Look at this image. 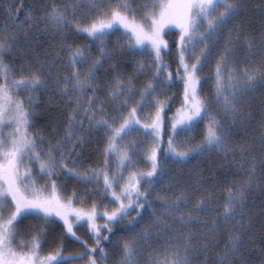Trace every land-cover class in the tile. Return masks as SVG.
<instances>
[{"label": "snow or ice", "instance_id": "6c2138e0", "mask_svg": "<svg viewBox=\"0 0 264 264\" xmlns=\"http://www.w3.org/2000/svg\"><path fill=\"white\" fill-rule=\"evenodd\" d=\"M245 8L244 0H68L63 6L52 3L40 9L39 15L30 11L22 21L11 7L7 8L11 27L16 31H11L7 24L0 27V264H70L59 249L43 254L40 233L46 235V228H41L27 242L21 239L26 231L23 227L25 221L41 219L49 224L55 223L57 217L63 221L66 233L77 240L80 238L76 236L73 221L77 224L84 221L88 225L95 236L96 247L89 248L87 241H81L85 252L80 253L78 259L86 264H103L109 255L100 247L102 229L111 233L109 225L124 221L131 211H136L139 219L129 222L128 231L134 235L122 241V252L116 264H140L138 250L142 242H149L153 229L163 232L169 228L175 229V242H168L169 247L159 255L155 250L149 253L146 264H264V244L257 246L253 238L257 225L255 201L250 204L254 192L258 191L264 197V115L259 122L260 135L253 137L252 142H231L236 127L251 120L252 113L246 109L252 103V94L258 90L264 111V25L258 38L250 32L245 34L244 24L240 22ZM88 12L92 15L86 22L78 18V13L83 17ZM234 22L236 26L229 29ZM41 24L44 25L42 29ZM174 29L179 30V39H173L172 47L177 49L175 72L183 84V97L181 107L169 118L170 134L162 160L160 145L163 143L167 105L156 95L158 85L149 83L139 93L140 100L135 101L130 95L134 90L131 80L125 83L117 78L109 98L120 104L127 115L120 113L108 119L104 118V102L99 101L97 106L96 92L92 91L83 102L78 94L87 96L97 86V73L117 55L116 49L105 47V39L120 31L128 47L141 55L147 53L153 57L154 79L166 78L171 85L173 74L168 71L170 66L163 62L162 54H171L165 36ZM226 30L228 39L215 66V100L222 107L224 117H231L232 127H226L222 119L213 114L211 98L202 96L200 90V73L211 56L209 42L215 41ZM70 32L98 41L100 56L92 57L89 46L77 47L68 43ZM37 33L59 38V52L71 54L67 64L72 70L70 74L64 75L56 70L59 52H54L47 53L44 60H27V71L19 72L17 79L18 66L7 63L5 57H13L18 52L35 55ZM241 38L249 51L251 63L237 69L232 66L237 52L234 44H239ZM257 39L259 43H256ZM123 47L120 45L119 50L122 51ZM257 53L258 64L254 59ZM34 63L40 67L34 69ZM78 64L84 65L87 71L82 72ZM140 67L143 69L144 66ZM41 89L58 91L62 98L77 96L76 107L67 117L64 135L55 143L30 131L36 115L32 108L35 93ZM21 92L32 93L27 97V104L20 98ZM147 107L154 111L138 114V108L143 113ZM82 114L88 117L89 126L94 122L98 128L108 131L104 166L98 169L81 171L75 166L77 160L72 159L79 156L77 149H82L87 142L83 121L79 119ZM142 120L146 122L142 123ZM202 124L203 140L196 144L187 143L189 135ZM5 128L12 131L5 133ZM139 132L151 137V144L146 142L142 151L134 141L125 143L127 137ZM206 152H219L225 160L231 157V162L246 174L245 179L233 182L227 189L221 210L213 208L215 215L211 219L199 215L212 207L214 193L198 181L196 191L199 195L194 204L189 191L174 192L171 198L158 197L163 200V207L157 215L148 199V189L155 188L167 178L166 161L171 158L185 163L193 155L202 156ZM137 153L148 162L149 170L125 175L129 166L135 167ZM237 153L240 154L239 160L236 159ZM109 158L116 160V170L111 175ZM33 165H36L35 170ZM60 173L64 174L65 180L102 182L104 194L110 195L118 207L105 208L102 212L97 211L95 204L89 208L74 207L72 199L61 196L55 179ZM142 181L147 184V189ZM190 204L196 214L185 210ZM146 205L155 217L148 224H144L142 214ZM259 216L260 237L264 240V207ZM166 217L178 221L188 231L181 232L175 223L169 224ZM101 218L106 219L102 226L97 223ZM142 224L143 229L137 232ZM192 225L200 227L192 228ZM226 229V238L221 240ZM27 231L34 230L29 226ZM97 251L99 260L95 255ZM201 256L203 259H199Z\"/></svg>", "mask_w": 264, "mask_h": 264}, {"label": "trees", "instance_id": "16d2710c", "mask_svg": "<svg viewBox=\"0 0 264 264\" xmlns=\"http://www.w3.org/2000/svg\"><path fill=\"white\" fill-rule=\"evenodd\" d=\"M52 3L63 4L68 3V0H0V27L8 25L11 31H16L15 28L11 27V20H9V13L7 8L11 7L14 10L16 17L19 20H24L26 13L32 12L34 15H39L40 9L49 6ZM246 5L245 11L243 12L240 22L244 24L245 34L252 33L257 38L260 35L262 25H264V3L262 0H244ZM92 15L91 12L86 13L81 18L85 22ZM236 26L235 22L229 25V29ZM42 29L43 24L39 25ZM68 43H72L77 47L89 46L91 49L90 55L92 57L98 58L100 56L99 52V42H93L91 38L80 34L77 35L75 32L68 33ZM37 43L34 44L35 55L28 52L27 55L23 53H17L13 57H5L7 63L17 68V79H19V72L27 71L28 65L27 60H44L47 53L59 52V38H54L52 35H41L37 33L36 36ZM166 39L169 41L171 54H163V62L168 64L170 67L168 71L173 74V81L171 85L166 78L159 81L154 79L153 71V57L147 53L141 55L139 52H135L125 43L126 38L123 32H116L113 35L106 37L105 47L109 49H116L117 55L111 60V63H105L101 71L97 73L98 80L96 81V87L88 92L87 96L79 95V99L83 102L86 101L92 94V91L96 92L98 96L97 106H99V101H103V107L105 109L104 118L108 119L110 116H117L120 113L127 115L120 104L111 102L109 98L110 89L112 88L115 80L119 78L120 80L127 83L129 80L132 82L133 91L130 93L135 97V101L140 100L139 93L149 84L158 85L156 95L166 103L165 109V120H164V135L163 144L161 147V159L163 160V153L167 149V139L170 134L169 128V118H171L176 109L181 107V101L183 97V84L180 82L176 76L175 69L177 67V49L172 47L173 39H179L178 32H171L166 35ZM228 39V31H224L215 41L209 42V49L211 50V56L208 61L204 64L203 72L200 73L201 78V95L204 97L211 98V107L213 114L217 115V118L222 119L226 127H232L231 117H224L222 107L216 103L215 100V66L219 60V55L224 51L225 44ZM256 43H259L257 39ZM123 45V50H119V46ZM23 47V46H22ZM237 48L236 60L232 65L233 67L239 69L247 66L251 63L248 59L249 51L244 45L243 38L239 44H234ZM68 52H59V59L56 63V70L64 75L70 74L72 71L67 67L68 60L70 57ZM256 63L260 62L259 53L254 57ZM194 62V61H191ZM143 65V69H141ZM46 65L45 67H48ZM115 66V70L114 67ZM40 67L38 64H33V68ZM82 72H86L87 69L84 65H77ZM227 80V77H225ZM51 83V81H49ZM27 95L23 100L27 104V97L32 95V93H26ZM36 100L32 105L35 110L36 115L32 120L34 127L30 129L31 133L34 135H40L47 141L55 143L57 140L61 139L64 135L65 129L67 127V117L72 113V109L76 107L74 101L77 96H72L70 98H62L57 91L53 93L50 89H41L35 93ZM253 99L251 105L246 109L252 113V118L248 124L236 127L235 133L232 136L233 144L240 143H250L253 137H258L260 135L259 122L264 111H262L261 103V93L258 90L256 93L252 94ZM135 106L133 101H130ZM87 108V104H84ZM147 108L141 113L138 108V114L143 115L147 113ZM170 109V110H169ZM99 113L97 118L99 119ZM79 119L83 121L84 125V135L87 137V142L82 149H77L79 156H73L72 159L77 160L75 165L81 171H86L88 168H101L104 166V149L107 143V129L98 128L95 123L89 126V120L86 115H80ZM206 123V122H205ZM203 129L204 124L200 125L195 132L191 133L187 139V143L196 144L203 140ZM133 141V140H132ZM136 141V140H135ZM46 146V145H45ZM140 155V154H139ZM137 153V156H139ZM240 154H236V159L239 160ZM109 158V162H110ZM232 158L229 157L225 160L222 154L219 152H206L204 155H193L187 162L179 163L169 158L165 164V174L166 179L157 184L155 188L148 189L149 195L148 199L152 202V207L156 209L157 215L160 214L163 207V200L158 199V197H172L174 192H179L181 190L189 191L193 196V202L195 203V198L199 195L196 188L199 183L208 189L210 192L214 193V201L212 207L206 210L205 213H199L201 217L207 216L211 219L215 213L213 208L217 211L221 210L220 206L224 202L227 196V189L232 185L233 182L239 183L241 180L245 179L246 174L235 164L232 163ZM142 162H146L143 161ZM72 166L71 164L69 165ZM35 170L36 165L32 166ZM91 175V173H88ZM57 184L61 190V196L72 199L73 201L79 203L82 207L87 208L96 203L98 208L105 207L108 203V198L104 194V187L102 182L97 183L96 186H92V183H79L74 178L64 179V174L60 173L57 177ZM37 183H40L39 178H37ZM143 187L147 189V184H143ZM73 193L76 196H73ZM82 201V202H80ZM251 201H255L254 210L256 212L257 225L254 229V240L257 246L264 244V240L260 237L259 229V213L262 207H264V197L260 193L254 192L250 198ZM192 204L188 205L186 211H193ZM146 211L142 214L145 217L144 224H148L155 220V217L151 215L152 209L145 206ZM194 214H196L194 212ZM136 211L131 214L128 219L120 223H116L112 226L111 233H107V236L101 241L100 247L106 252L114 245L115 240L120 237H126L128 235H134L128 231L130 227V221L138 220ZM169 224L175 223L176 228L180 229L181 232L188 231L187 228L181 227L178 221H173L170 217H166ZM144 224L140 225L136 229L137 232L143 229ZM30 226L32 231L29 233L27 228ZM23 227H25V235L21 237L24 241L30 240L32 235H35L41 228L47 229V234L40 233L43 238L44 250L48 253L54 252L56 250L63 249L65 253H70L73 255H78L81 246L76 241L72 240L68 234L65 232L63 225L55 219V223L45 224L41 219H30L24 222ZM192 228H199V225H192ZM227 229L221 235V240L226 238ZM175 229L169 228L166 231H159L158 229H153V235L147 244L142 242V246L139 248L138 259L140 264H146L149 259V253L154 250L157 254H161L165 249L169 247L168 242H175ZM99 260L100 253L97 251L95 254ZM203 259V257H199ZM103 264H107L106 261Z\"/></svg>", "mask_w": 264, "mask_h": 264}, {"label": "rangeland", "instance_id": "374dc122", "mask_svg": "<svg viewBox=\"0 0 264 264\" xmlns=\"http://www.w3.org/2000/svg\"><path fill=\"white\" fill-rule=\"evenodd\" d=\"M173 32H178L179 33V30L178 29H174ZM165 39H166V36H165ZM186 56H187V54H186ZM19 95H20L21 99H24L27 96L25 94V92H21ZM147 110H149L147 112L154 111V109H152L151 107H148ZM144 122H146V121L142 120V123H144ZM4 131H5V133H7V132L12 131V129L11 128H5ZM164 132L165 131L163 129L162 135H164ZM132 140L135 142V144L137 146H139L141 148V151L146 146V142H147L148 145L151 144V137L145 136L143 134V132L133 133L131 136L126 138L125 143H130V142H132ZM162 144L160 145V148L162 147ZM139 154L140 153H138V155ZM142 160L145 161V159L143 158V156L141 154L139 156H135L134 157L135 167L129 166V168H128L127 172L125 173V175H127L128 172L147 171V170H149L148 162H142ZM109 164H110V168L108 169V171H109V174L111 175L116 170V168H115V165H116L115 158H111ZM77 182L84 183V182H82L80 180H77ZM143 184H144V182L142 181V185ZM96 185H97V183H92V186H96ZM64 198H66V197H64ZM106 198H108L107 205L104 208L103 207L98 208V206H97V211L98 212H102L105 208L108 209V210H112V209H115L116 207H118V204L112 202V198H111L110 195L106 196ZM94 204L96 205V203H94ZM73 205L76 208L82 207L79 203H77L75 201H73ZM87 208H89V207H87ZM137 211H140V210L137 209ZM133 212H135V211H131V214H133ZM55 219L63 225V221L62 220H60L58 217L55 218ZM70 219H71V217H70ZM126 219H128V218H126ZM73 223H74V231L76 232V236L79 237L80 239L77 240L75 237L70 236V234H68V236L72 240L76 241V243H79L80 246H81V249L79 250L78 255L65 253L63 249H60L61 255L63 257H65L70 262V264H86L85 261H82V260L78 259L79 254L85 252V246H84V244L81 243V241H87V246L89 248L96 247L95 236L91 232V229L88 227V225L84 221H81L79 224H77L75 221H73ZM97 223L102 226V225H104L106 223V219H103V218L98 219ZM115 224L116 223L110 224L109 227L112 228V226L115 225ZM65 232H66V230H65ZM107 233H108V231L102 229V231H101V237H102L101 241L107 236ZM130 236H132V234L128 235L126 237H120L119 239L115 240L114 245L107 251V253L109 255V259L106 261L107 264H116V262L120 258L121 252H122V247H121L122 241L126 240ZM40 239H41V243H42V247H43V254L47 255L48 252H46L44 250V244H43L44 242H43L42 236H40ZM27 241H29V240H27ZM27 241H25V242H27ZM101 241H100V244H101Z\"/></svg>", "mask_w": 264, "mask_h": 264}]
</instances>
